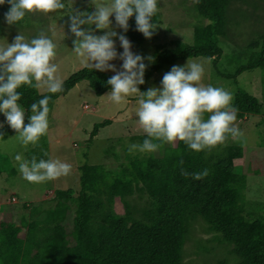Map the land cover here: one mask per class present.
I'll list each match as a JSON object with an SVG mask.
<instances>
[{
	"label": "trees",
	"instance_id": "obj_1",
	"mask_svg": "<svg viewBox=\"0 0 264 264\" xmlns=\"http://www.w3.org/2000/svg\"><path fill=\"white\" fill-rule=\"evenodd\" d=\"M234 1L195 0L194 11L200 20L193 28L192 42L176 40L171 48L157 45L152 54L154 61L146 64L145 83L140 90L145 91L147 81L164 66L197 57L211 60L213 71L233 80L237 87V77L245 71L259 69L264 77V35L237 56L245 62L238 61L233 73L223 74L217 69L223 54L221 38L226 37L228 11ZM8 8L5 0L0 5V32ZM153 21L161 24L158 12ZM128 23L127 37L133 49L139 50L152 40V36L145 38L135 30L134 17ZM110 76L84 67L63 83L60 93L38 94L37 88L22 86L19 103L26 110L25 120L30 114L29 106L23 103L25 98L39 100L50 95L51 110L56 99L81 82L88 83L92 92L101 97L109 91L106 82ZM233 104L238 109V120L264 112V99L260 101L239 87ZM110 123L107 120L96 124L91 136ZM2 125L0 143L16 134L5 120ZM158 151L155 167L160 191L140 197V202L120 195L121 190L135 183L130 165L119 164L113 169L83 165L79 167L77 192L55 190L48 201L23 204L28 217H21L18 223L0 220V264H183L184 244L198 219L221 243L231 246L235 264H264V205L246 198L245 176L234 168L243 158V151L225 143L195 152L179 140L164 144ZM181 167L188 173L206 168L209 174L194 180L182 175Z\"/></svg>",
	"mask_w": 264,
	"mask_h": 264
},
{
	"label": "rangeland",
	"instance_id": "obj_2",
	"mask_svg": "<svg viewBox=\"0 0 264 264\" xmlns=\"http://www.w3.org/2000/svg\"><path fill=\"white\" fill-rule=\"evenodd\" d=\"M107 2V0H101ZM195 0H158V13L161 24L157 25L150 42L144 43L139 50L131 47L134 54L152 56L157 45L171 48L172 42L180 40L187 44L192 42L194 26L199 17L194 11ZM68 8L75 11H93L91 0H70ZM229 23L226 37L221 38L223 54L218 60L217 69L220 73L229 74L235 71L237 62H245L237 56L255 40L264 35V0H235L228 11ZM112 27L118 34L127 32L115 25ZM207 21H204L206 23ZM68 16L62 12L39 13L26 15L25 19L16 25L1 22L0 44L11 43L13 38L22 33L26 39L36 36L41 29L56 44L54 62L58 65V76L63 83L76 72L86 66V62L72 53L73 35L68 31ZM102 34L101 31L96 32ZM128 39V37H127ZM7 40V41H6ZM129 40V39H128ZM117 52H122L118 40ZM201 61L205 66L204 84L223 86L234 95L237 88L248 94L264 99V77L259 69L245 71L237 77L238 87L233 80L219 77L211 68V60L191 58ZM187 60V59H186ZM186 60H178L172 65L164 66L157 71L145 84V91L150 87H159L164 73L173 65H183ZM111 63L120 70L121 61L116 59ZM146 64L148 61H145ZM114 74L112 71H104ZM38 94L48 93L41 85ZM105 95V94H104ZM37 101L36 97L24 99V105L29 106ZM136 97H131L126 103L113 104L105 96H96L88 83L81 82L67 95L55 100L49 112V128L46 135L35 145L21 146L15 135L9 136L0 143V163L4 172L0 174V220L18 223L21 217H28L23 204H34L48 201L55 190H79V167L83 165H104L113 169L119 164L130 165L134 172L133 187L121 190L120 195L131 201H141L140 197L160 191L155 162L160 152L129 154L127 144L141 142L145 134L137 123L135 111ZM5 117L0 114V125ZM111 123L100 128L95 136H91L94 126L105 121ZM27 119L25 123H27ZM235 126L242 132V137L226 141L229 146L239 147L243 158L235 165V171L245 176V196L250 201L264 205V112L259 116H247L236 119ZM217 145L213 148H219ZM22 153L24 157L60 159L71 164V171L66 176L50 180L42 184L29 183L24 180L18 170L13 156ZM47 155L44 156L43 154ZM11 169L13 171H11ZM15 198V202L11 199ZM51 205V204H50ZM261 205V206H262ZM48 207V203L46 204ZM236 257L230 245L221 243L207 225L198 219L191 228L183 248V264H235Z\"/></svg>",
	"mask_w": 264,
	"mask_h": 264
},
{
	"label": "clouds",
	"instance_id": "obj_3",
	"mask_svg": "<svg viewBox=\"0 0 264 264\" xmlns=\"http://www.w3.org/2000/svg\"><path fill=\"white\" fill-rule=\"evenodd\" d=\"M4 3L5 0H0V5ZM7 3L9 8L4 13V21L9 25H16L33 12L65 13L69 20L68 31L74 37L72 53L93 70L114 73L106 82L109 91L103 96L117 105L136 97L135 115L145 137L139 143L127 144L129 154L153 153L164 144L178 140L188 149L200 152L224 145L229 138L242 137L234 123L238 109L233 104L232 92L223 86L202 83L205 66L199 60L188 58L183 65H173L163 74L159 87L140 90L139 86L145 83V61L152 63L154 57L134 54L126 35L118 34L112 27L110 17L122 32L128 31V22L134 17L135 30L150 38L157 29L153 17L159 10L158 0H91L94 9L91 12L69 9L70 0H7ZM97 31L102 34L97 35ZM117 40L122 49L120 53L116 48ZM56 47L43 29L30 39L18 32L11 43L0 44V114L15 131L21 146L35 145L46 135L52 97L43 95L32 102L25 123L26 110L19 103L22 97L19 89L22 86L38 89L43 85L51 94L64 90L54 62ZM116 59L122 62L120 70L111 63ZM13 160L22 178L34 184L66 176L72 167L60 159H38L34 154L26 158L19 152ZM179 163L182 166L183 160ZM181 174L201 180L209 173L206 168L188 173L181 167Z\"/></svg>",
	"mask_w": 264,
	"mask_h": 264
},
{
	"label": "built area",
	"instance_id": "obj_4",
	"mask_svg": "<svg viewBox=\"0 0 264 264\" xmlns=\"http://www.w3.org/2000/svg\"><path fill=\"white\" fill-rule=\"evenodd\" d=\"M11 201H12V202H15V198L13 197V198L11 199Z\"/></svg>",
	"mask_w": 264,
	"mask_h": 264
}]
</instances>
